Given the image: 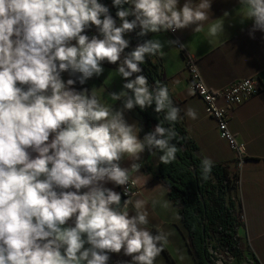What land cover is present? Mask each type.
Masks as SVG:
<instances>
[{"label":"clouds","instance_id":"1","mask_svg":"<svg viewBox=\"0 0 264 264\" xmlns=\"http://www.w3.org/2000/svg\"><path fill=\"white\" fill-rule=\"evenodd\" d=\"M212 3L110 0L113 15L103 0H0V264H109L111 254L160 264L170 233L150 217L179 214L167 186L143 195L142 157L173 163L174 125L197 113L174 105L169 86L150 84L141 66L176 43L161 33L189 29L217 46L235 19L251 22L249 38L264 34V0H236L216 18ZM106 63L114 68L103 85L85 87ZM116 77L120 89L107 91ZM134 109L156 114L143 135L125 118ZM213 166L201 158L203 179Z\"/></svg>","mask_w":264,"mask_h":264},{"label":"crops","instance_id":"2","mask_svg":"<svg viewBox=\"0 0 264 264\" xmlns=\"http://www.w3.org/2000/svg\"><path fill=\"white\" fill-rule=\"evenodd\" d=\"M234 7L236 0H213L211 11L216 18L224 11L231 14ZM250 26V21L241 24L235 19L226 20L223 42L217 46L210 45L203 33L193 34L189 29L173 34H158L162 43L176 39L182 43L197 59L201 79L210 89L246 76H256L259 81V90L235 105L228 116V127L234 141L242 143L245 151L244 163L236 169L233 150L219 137L214 119L205 115L200 97L190 90L184 59L179 50L174 44H166L164 58L156 60L160 65V81L169 86L170 96L176 105L181 109L192 107L197 113L195 120L186 116L180 119L187 137L195 146L196 154L237 172L238 184L228 195L233 196L242 207L246 223L240 228L242 255L239 259L231 256V264H264V34L256 32L254 38H249ZM152 35L149 34L148 38ZM113 68L106 63L101 77L89 80L85 87H101ZM120 84V79L116 77L106 90L118 91ZM125 118L129 122H138L143 135L145 121L137 109L125 113ZM142 160L144 164L140 171L144 174L142 179L146 181L143 195L156 196L164 185L158 176L157 161L147 153ZM164 198L179 214V205L169 191ZM150 219L153 225L163 222L165 230L170 233L169 243L161 253L160 264H196L187 245L180 214L179 219H175L169 211L157 209ZM127 259L123 255L111 254L109 264H126Z\"/></svg>","mask_w":264,"mask_h":264},{"label":"trees","instance_id":"3","mask_svg":"<svg viewBox=\"0 0 264 264\" xmlns=\"http://www.w3.org/2000/svg\"><path fill=\"white\" fill-rule=\"evenodd\" d=\"M103 3L109 5L110 12L114 15L115 9L111 8L110 0H103ZM128 39L130 47L138 42L134 33L130 34ZM146 62L148 67H141L144 68L143 74L149 83L153 80L160 81L158 61ZM172 101L176 105L173 99ZM137 110L144 117L145 132L149 131L157 123L156 114L151 109ZM174 127L178 134L177 146L180 150L173 163L158 164V176L170 189L169 194L179 205L180 220L192 257L196 264H214L210 250L214 251L219 247L230 257L239 259L242 255V225L235 217L238 202L228 195L229 191L235 188L237 172L224 164L214 163L209 178L203 179L200 174L201 157L196 154L195 146L187 137L182 122L178 120ZM207 239H215L216 247L207 246Z\"/></svg>","mask_w":264,"mask_h":264},{"label":"built area","instance_id":"4","mask_svg":"<svg viewBox=\"0 0 264 264\" xmlns=\"http://www.w3.org/2000/svg\"><path fill=\"white\" fill-rule=\"evenodd\" d=\"M168 33L173 34L171 32ZM175 41L176 43L174 46L179 50L184 59L190 90L202 100L205 115L214 119L218 135L220 138L224 139L233 150L236 159L235 166L236 169H239L245 159L244 145L234 141L233 135L228 127V116L235 105L241 103L259 90V81L256 76H246L235 79L217 89H210L201 79L197 68V59L189 53L184 46L181 47L182 43L178 39ZM245 80H248L252 84L251 89H242L240 87ZM235 183L236 185L238 184V179ZM235 217L242 226L245 225V213L239 204L236 207ZM210 252L214 254L215 251L210 250ZM215 264L221 263L216 260Z\"/></svg>","mask_w":264,"mask_h":264},{"label":"rangeland","instance_id":"5","mask_svg":"<svg viewBox=\"0 0 264 264\" xmlns=\"http://www.w3.org/2000/svg\"><path fill=\"white\" fill-rule=\"evenodd\" d=\"M148 67V64L147 62H145L144 64V68H147ZM144 68H142L144 70ZM214 246L216 247V241L215 239H207V246ZM214 254H212L213 256V259H214V264H215V261H219L221 264H231V257L226 253L224 252L222 249H220L219 247L214 250Z\"/></svg>","mask_w":264,"mask_h":264}]
</instances>
